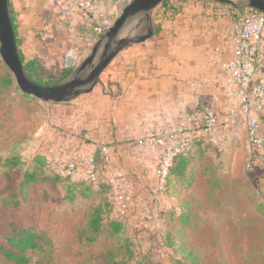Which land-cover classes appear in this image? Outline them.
Returning a JSON list of instances; mask_svg holds the SVG:
<instances>
[{
	"label": "rangeland",
	"instance_id": "rangeland-1",
	"mask_svg": "<svg viewBox=\"0 0 264 264\" xmlns=\"http://www.w3.org/2000/svg\"><path fill=\"white\" fill-rule=\"evenodd\" d=\"M182 1L229 13L247 8L246 0H233L236 6ZM10 2L19 49L26 62L45 67V78L59 77L63 69L73 73L102 36L97 25H112L123 9L119 0H99L100 17L93 23L65 16L56 0ZM132 30L146 32L141 22ZM127 49L104 71L103 80L117 72ZM7 71L0 63V241L5 244L14 229L40 234L42 249L30 264H264V149L250 140L244 119L239 117L229 133L221 132L220 145L206 138L204 146L194 144L163 184L159 163L153 180L138 179L135 186L124 174L109 173L106 161L101 174L111 189L73 186L57 175L58 162L79 161L93 142L80 124L82 103H44L24 95L10 71L9 82ZM25 173L36 174L35 181L23 185ZM113 200L122 230L110 233L104 207L102 231L96 241H87L93 210ZM0 264L17 263L0 253Z\"/></svg>",
	"mask_w": 264,
	"mask_h": 264
},
{
	"label": "crops",
	"instance_id": "crops-1",
	"mask_svg": "<svg viewBox=\"0 0 264 264\" xmlns=\"http://www.w3.org/2000/svg\"><path fill=\"white\" fill-rule=\"evenodd\" d=\"M161 6L153 12L158 32L127 49L112 78H101L92 93L69 102L82 103L80 124L93 141L85 155L105 148L108 172L124 174L123 179L135 186L138 179L153 180L159 163V148L141 141L183 125L198 132L207 110L223 122L236 105L225 66L232 58V32L243 12L182 0L173 2L176 14L164 13ZM260 73L264 74V41ZM258 134L264 141V116ZM195 140L193 145L204 146V138ZM260 183L264 185V178Z\"/></svg>",
	"mask_w": 264,
	"mask_h": 264
},
{
	"label": "built area",
	"instance_id": "built-area-1",
	"mask_svg": "<svg viewBox=\"0 0 264 264\" xmlns=\"http://www.w3.org/2000/svg\"><path fill=\"white\" fill-rule=\"evenodd\" d=\"M132 1L119 0L123 9ZM57 6L67 17L77 15L93 23H96L101 12L99 0H57ZM110 26L97 25L95 30L103 34ZM263 41L264 13L246 8L232 32V58L225 66L230 96L236 105L223 122L213 111L207 110L203 114V124L198 132L188 125H183L177 129L159 130L140 142L142 145L159 148L157 175L162 184L168 179L175 159L185 156L191 150L195 139L202 137L206 138L208 143L220 145L221 132L229 133L239 117L246 121L250 140L262 146L264 141L259 137L258 130L260 117L264 116V74L260 73ZM103 153H107L105 148ZM58 167L60 176L75 183L95 179L94 155L69 164L59 161Z\"/></svg>",
	"mask_w": 264,
	"mask_h": 264
},
{
	"label": "water",
	"instance_id": "water-1",
	"mask_svg": "<svg viewBox=\"0 0 264 264\" xmlns=\"http://www.w3.org/2000/svg\"><path fill=\"white\" fill-rule=\"evenodd\" d=\"M166 0H133L102 34L92 47L90 54L73 71L70 77L54 86H43L35 82L21 61L12 22L9 0H0V56L13 74L20 91L44 103L66 104L82 95L93 92L101 82V75L113 60L131 45L146 42L155 34L153 12ZM236 6L233 0H203ZM248 9L264 13V0H246ZM145 25L146 32L129 31L136 22ZM129 32L127 37H122Z\"/></svg>",
	"mask_w": 264,
	"mask_h": 264
},
{
	"label": "trees",
	"instance_id": "trees-1",
	"mask_svg": "<svg viewBox=\"0 0 264 264\" xmlns=\"http://www.w3.org/2000/svg\"><path fill=\"white\" fill-rule=\"evenodd\" d=\"M179 1V0H166L162 3V8H164V13H166L167 10L172 11L173 13H177L176 8L173 7V2ZM9 6H11V2L9 0ZM170 6V7H169ZM238 10V8H235ZM246 10V9H245ZM244 10V11H245ZM12 22L14 25L16 40H17V46L20 54V58L22 63L24 64L25 70L29 74V76L37 83L43 86H54L59 83H62L64 80L70 77L72 74V70L63 69L59 73V77H56V74H50V76L46 77V69L44 66L38 63L36 60H30L25 61V57L22 54V52L19 49V39H18V32H17V26L15 24V20L12 16V11L10 7ZM243 12V11H242ZM158 32V28L155 27V34ZM0 63H3L2 58L0 56ZM10 71V70H9ZM7 71L6 77L8 78L9 82H12V76L11 73ZM42 157V156H41ZM184 157V156H180ZM179 157L175 159L177 161ZM40 159V158H39ZM174 161V164H175ZM94 162H95V179L89 181V182H79L75 183L72 182L69 178H65L57 174L59 177L63 178L64 180L69 181L73 186H87L91 187L93 184H99V188H112V185L110 182L106 179V176L101 174V169L106 162V155L103 153V149H98L96 151V154H94ZM1 164V160H0ZM173 164V166H174ZM184 164L181 162L179 164V167H182ZM173 167L170 169L169 176L171 174ZM36 174L34 173H25L24 179L22 181V184L25 185L27 183H30L32 181H35ZM15 206L19 205L18 201L13 200L12 202ZM104 207H107L108 215L110 216L107 225L110 228V233L113 235H118L120 231L123 228V220L118 217V211L116 208L115 201L112 202L109 201L108 203L104 204V206L99 205L94 210L93 213L90 216L89 220V228L92 231V234L87 238V241L94 242L97 240L98 235L101 233L103 228V221H104ZM105 212V213H106ZM42 239V236L36 232H34L32 229L29 228H20V229H14L10 235H8V238L6 239L5 244L0 241V253L5 256L6 259L13 261L17 264H30L31 262V256L36 251H39L42 249V246L40 244V240ZM126 243H129V240H126ZM126 248L129 249V245H125ZM118 264H125V263H118ZM177 264H183V263H177Z\"/></svg>",
	"mask_w": 264,
	"mask_h": 264
}]
</instances>
